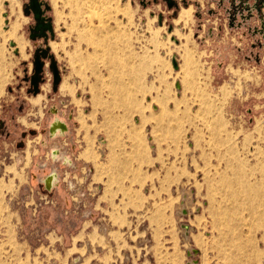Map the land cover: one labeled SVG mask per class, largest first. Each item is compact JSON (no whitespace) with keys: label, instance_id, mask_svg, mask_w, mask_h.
<instances>
[{"label":"rangeland","instance_id":"obj_1","mask_svg":"<svg viewBox=\"0 0 264 264\" xmlns=\"http://www.w3.org/2000/svg\"><path fill=\"white\" fill-rule=\"evenodd\" d=\"M36 1L52 36L31 0H0V264L95 263L114 225L132 247L113 264H223L234 235L264 264V207L245 204L264 195V0ZM33 78L35 105L20 98ZM53 117L64 136L49 137Z\"/></svg>","mask_w":264,"mask_h":264},{"label":"bare ground","instance_id":"obj_2","mask_svg":"<svg viewBox=\"0 0 264 264\" xmlns=\"http://www.w3.org/2000/svg\"><path fill=\"white\" fill-rule=\"evenodd\" d=\"M37 4H38V2H37ZM39 14H40V12H39ZM39 14H38V17H39V21H40V15ZM172 59L175 60V57H172L171 58V65H172ZM175 62H176V60H175ZM176 67L178 68L177 63H176ZM172 68L174 70H177V69L174 68L173 65H172ZM48 126H49L48 129H51L52 130V133L50 135V138H55L56 135H58V137H61V136L64 135L63 133H65V130L66 131L68 130L67 129V126H66V123L64 122V120L63 121H60L57 117H53L50 120V124ZM51 156H52L53 159L61 158V160H65L66 163L69 161L67 158L63 159L62 158V155L56 154L55 151H53V153L51 154ZM47 175L48 174H46L45 176H43L40 180L42 181L43 189L45 188V189H48V190H52L50 187L53 186L54 184L56 185V176L53 174V172H51L48 176ZM227 183H226L228 185L227 187L234 188L233 187L234 181L227 182ZM233 190L235 191V189H233ZM248 191L250 193L247 192L248 194H246V196L248 195L247 196L248 197V201H246V203H245V204L248 203V205H247L248 210L250 209L249 211H253V209L255 208L254 207L255 205H257V207L258 206L264 207V195L262 196V195H259V194H251L252 191L251 190H248ZM229 196H230V200H232L233 202L236 201L234 194H231ZM246 196H245V198H246ZM236 198L238 199V197H236ZM235 206H238V205H235ZM230 208H234V207H230ZM236 209H237V207H236ZM235 219H236V217H235ZM238 221H239V219H238ZM255 222H256V225L257 226H260V227H263L264 228V219L262 217L261 218H258V220H256ZM220 242H223V241L220 239ZM221 245H222V247L223 246H225V247L227 246V249H223L221 247L222 248L221 251H222V255H223V264H252V262L250 261V259L248 258V255L245 253V250H244L245 247H246L245 242L243 241V239L240 236H237V235L236 236L234 235L233 237L231 236V238L226 239V241L224 239V242Z\"/></svg>","mask_w":264,"mask_h":264},{"label":"crops","instance_id":"obj_3","mask_svg":"<svg viewBox=\"0 0 264 264\" xmlns=\"http://www.w3.org/2000/svg\"><path fill=\"white\" fill-rule=\"evenodd\" d=\"M23 13L25 12V10L24 11H22ZM44 24H47L50 28H51V30H52V22H50V23H46V22H44ZM35 24H34V29H35ZM31 30H33V28H31ZM13 42V41H12ZM15 45H16V43L15 42H13ZM18 53H19V50H18ZM21 57V56H20ZM22 58V57H21ZM25 72V71H24ZM256 74H258V75H260V76H262L263 74H264V68L263 69H259L258 71H256ZM17 78H18V76H17ZM10 82H11V80H10ZM8 83L9 82H6L5 81V88H6V86L8 85ZM33 86V85H32ZM42 87V90H45L44 88H43V86H41ZM17 88H19V92L22 90V88H20V87H17ZM37 88V87H36ZM35 88V89H36ZM24 89H25V92H23V91H21L22 93L21 94H23V96L21 95V97L20 98H24V100H28L29 102H30V104L31 105H35V100L37 99V97L39 96V92H40V90H41V88H40V86H39V89H38V93H34V94H32V100H29V96H30V93H32L33 91L35 92V89H34V87H29V88H27L26 86L24 87ZM250 89L252 90L253 89V86H251L250 85ZM33 90V91H32ZM8 99H10V100H12L13 99V97H11V98H8ZM8 99L7 100H3V103H4V105L3 106H1V111L3 110V108H4V110H6V115L8 114V103H7V101H8ZM10 107V106H9ZM58 118V117H57ZM60 121H63L62 119H60V118H58ZM6 120L7 119H2L1 118V120H0V129H2V128H7V126H6ZM67 126V125H66ZM68 129V128H67ZM5 130V129H4ZM68 131V130H67ZM63 134H65V133H63ZM57 137H58V135H56ZM55 136V137H56ZM64 136V135H63ZM51 152L53 151L52 150V148H51V150H50ZM53 153V152H52ZM51 153V154H52ZM51 154H50V157H51ZM58 155H62V158L63 159H65V157L70 161V159H69V157H67L64 153H61V154H59L58 153ZM53 156V155H52ZM52 160H57V161H60V159H53V158H51ZM65 162V160H61L60 162L63 164V165H67V166H69L70 165V162ZM38 167L39 168H44L45 167V165L44 164H38ZM49 172H53V173H55L53 170H52V168L50 169V171ZM50 173H48V175H49ZM56 174V173H55ZM47 175V176H48ZM40 175H37V176H35L36 177V179H37V181H38V177H39ZM56 176H57V174H56ZM57 180H58V177H57ZM40 183V182H39ZM58 185V182H57V184L54 186V187H56ZM54 189V188H53ZM121 220H124V218L123 217H121ZM120 224H122V223H120ZM119 226V225H118ZM118 226H116V225H114V229L112 230L113 231V233H114V237H115V239H117L118 241L116 242V241H114V240H110L109 238H107L108 240V245L106 244V246L104 247V246H101L100 245V247L101 248H103L104 250L102 251L101 250V252H102V254L96 259V262L95 263H88V264H113L114 262H116L117 260H118V258H119V255L122 253V251H125V250H128L129 249V246L130 247H132V245H130V244H128L127 243V240H126V243H127V246L125 247V244H124V242H122L121 241V238H119V230H121V229H119L118 228ZM122 228V227H121ZM90 232H87L86 234L85 233H80V234H78V236H76L77 238H87L88 239V234H89ZM89 241V240H88ZM90 242V241H89ZM71 249H73L72 247L71 248H69L68 250H71Z\"/></svg>","mask_w":264,"mask_h":264},{"label":"built area","instance_id":"obj_4","mask_svg":"<svg viewBox=\"0 0 264 264\" xmlns=\"http://www.w3.org/2000/svg\"><path fill=\"white\" fill-rule=\"evenodd\" d=\"M122 1H125V0H122ZM3 17L6 18V14H4ZM4 24H5V28H4V29H7V28H8V21H7V20H4ZM169 28H171V26L168 27V30H167L168 34L171 33V31H172V28H171L170 31H169ZM171 40L174 41L175 43L177 42V40H176L175 38H171ZM8 45H9V43H8ZM9 47H10V46H9ZM10 48L13 49V54H15L14 52H15L16 50H18V49H16V46H14V47H10ZM15 55H16V54H15ZM46 72H47L46 69H44V70H43L44 76H46V74H47ZM49 81H50V80H49ZM51 84H52V81H51ZM176 88H177V89L180 88L179 84H176ZM47 99H49V97H47ZM51 109H52V108H51ZM51 133H52L51 129H48V135H49V137H50ZM55 153L57 154L56 151H55ZM68 167H70V168H69L70 170H76V168H75L73 165H71V164H70ZM88 175H89V172H86V174H85V173L83 174L84 182L87 181V176H88ZM67 187H68V188H71V189H75L76 184H73V182H68V183H67ZM46 190H47L48 192L51 191V190H48V189H46ZM79 198H80V199H79V201L77 202L78 204L81 203V205H82V204L84 205V204H87V203H88V202L86 201V200H87V195L85 194V192L80 193ZM49 202H50V206H51V208H52V198H47L46 196H43L42 198H40V200L38 201V203L34 205V211L37 212L38 207H41L42 205H44V204H46V203H49ZM84 214H85V215L82 216V217L85 218V219H86V218H89V217L92 216L91 213L88 212V211H85ZM107 231H108V227H107V225H106L104 222H101V223L97 226V233H98V234H101V235L104 236V235L107 234ZM88 243H89V242H88ZM88 243H85L86 250H90V247H91V245L88 244ZM77 260H78V258H75V259H74V261H77Z\"/></svg>","mask_w":264,"mask_h":264},{"label":"water","instance_id":"obj_5","mask_svg":"<svg viewBox=\"0 0 264 264\" xmlns=\"http://www.w3.org/2000/svg\"><path fill=\"white\" fill-rule=\"evenodd\" d=\"M31 11H32V14L34 15V18L37 22L36 26H35V31H39L41 34L43 33V31H48L49 34L52 36V30L51 28L47 25V24H44V20H43V24H40L39 23V17H38V14L40 12V6L37 4V1L36 0H31ZM41 14V12H40ZM39 14V15H40ZM42 18H40L41 20ZM161 19V17L159 18V20ZM171 30V28H169V31ZM9 46L10 47H14L15 44L13 42H9ZM16 55H18V50H16L14 52ZM172 65L174 66L175 69H177L176 67V62L174 59H172ZM50 70H51V73L53 74L52 76L54 77V83H57L58 82V79H59V76H58V71L56 70V67L53 65L52 66V62L49 66ZM41 72H43V67L42 65L36 61L35 62V77H38L37 75H39ZM38 81V78H33L31 80V83L35 89V92L34 93H38V86H37V82ZM52 131V130H51Z\"/></svg>","mask_w":264,"mask_h":264},{"label":"flooded vegetation","instance_id":"obj_6","mask_svg":"<svg viewBox=\"0 0 264 264\" xmlns=\"http://www.w3.org/2000/svg\"><path fill=\"white\" fill-rule=\"evenodd\" d=\"M39 5V4H38ZM40 18H41V14H40ZM39 23L40 24H43V19H41L40 21H39Z\"/></svg>","mask_w":264,"mask_h":264}]
</instances>
